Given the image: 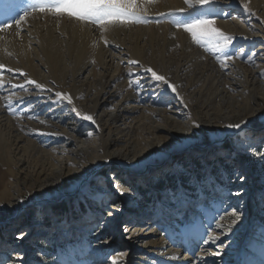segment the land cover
Returning <instances> with one entry per match:
<instances>
[{
    "label": "bare ground",
    "instance_id": "obj_1",
    "mask_svg": "<svg viewBox=\"0 0 264 264\" xmlns=\"http://www.w3.org/2000/svg\"><path fill=\"white\" fill-rule=\"evenodd\" d=\"M214 2L231 6V18L219 21V27L231 37L247 42L241 51L251 60L241 62L235 58L229 60L232 64L226 62L224 68L215 56L194 42L190 33L171 23H155L156 16L176 8L188 12L184 0H137V11L146 16L148 25H108L105 31L67 16L33 12L19 28L12 25L0 32V64L5 66L0 70V83L5 82L6 76H19V83L26 78L35 80L52 97L58 91L70 94L71 112L92 115L95 123H90L96 132L94 137L80 140L76 136L78 130L66 129L67 140L75 147L65 149V157L55 164L44 156L37 158L33 155L37 149L32 153L35 146L15 126L2 107L0 96V161L13 176L10 184L53 188L51 183L60 182L78 186L84 174L96 165V159L106 158L124 168H144L153 156L168 158L176 148H191L204 133L214 137H223L227 132L246 134L250 119H264V23L255 21H264V0ZM245 3L255 14L251 20L240 17ZM29 4L30 0H0V20ZM248 21L252 23L246 24ZM130 60L139 63L132 65ZM251 61L255 62L253 68ZM7 68L23 71L26 77L18 71L7 72ZM146 68L164 75L176 87L179 95L170 93L168 108L162 104L165 95L172 91L154 81L151 73L144 71ZM130 72L135 76H130ZM135 80L140 82L138 90ZM129 81L133 82L131 87ZM237 123H242L241 130L226 127ZM11 189L6 187L2 196L12 199ZM153 225L146 219L128 228L130 246L158 256L167 264L219 263H211L216 260L210 255L212 251L209 256L203 255L208 247L201 242L166 249L157 239ZM160 247L162 251H157ZM201 255L204 263L198 259ZM208 257L214 259L210 261ZM124 258L114 257L109 264Z\"/></svg>",
    "mask_w": 264,
    "mask_h": 264
},
{
    "label": "rangeland",
    "instance_id": "obj_2",
    "mask_svg": "<svg viewBox=\"0 0 264 264\" xmlns=\"http://www.w3.org/2000/svg\"><path fill=\"white\" fill-rule=\"evenodd\" d=\"M230 7L209 0L199 13L176 8L156 16L155 23H171L178 29L173 21L203 14L216 20L214 27L221 30L219 21L231 18ZM248 8V12L243 6L240 9L242 19L255 16ZM24 9H15L0 20V25L7 20L11 24L14 17L23 15ZM138 15L146 17L139 11ZM255 21L262 23L260 19ZM245 44L241 37H232L229 46L241 62L251 60L241 51ZM250 66L255 67V62L251 61ZM10 77H5V87L0 89L2 107L7 110L11 99L17 115H8L23 136L32 141V153L38 150L35 157L40 155L54 164L65 157L75 147L68 142L66 129L78 130L80 140L96 135L94 126L72 113L66 101H58L33 85H25L27 90H13L11 84L21 81L19 76V80ZM134 87L141 88L139 80L134 81ZM170 93L175 94L165 95L162 105L166 108L170 106ZM247 130L246 134L227 132L223 137L204 133L191 148H176L168 158L153 156L144 168H124L99 158L78 186L60 182L51 183L53 188L29 187V183L13 186V176L0 161V195L9 187L13 196H0V264H109L117 256L125 258L116 264H167L158 256L130 246L125 229L146 219L154 223L155 235L166 249L201 242L208 247L203 255L220 252L215 261L208 257L211 263L264 264V119H250ZM240 176L245 179L241 181ZM177 208L183 213L180 220L175 218ZM49 209H57L58 213L51 216ZM232 209L243 213L234 226L235 217L225 215ZM185 222L193 226L182 231L177 225ZM21 234L23 239L18 238ZM209 236L217 237L215 243L203 242ZM157 251H162L161 247ZM198 259L205 260L202 255Z\"/></svg>",
    "mask_w": 264,
    "mask_h": 264
},
{
    "label": "snow or ice",
    "instance_id": "obj_3",
    "mask_svg": "<svg viewBox=\"0 0 264 264\" xmlns=\"http://www.w3.org/2000/svg\"><path fill=\"white\" fill-rule=\"evenodd\" d=\"M185 5L189 9H195L199 13V8L207 6L209 4V0H184ZM244 10L246 12L249 11L248 4L245 3L243 5ZM138 4L137 0H30L29 6L24 9L23 15H19L18 17H14L12 19V23L10 24L8 21H5L3 25H0V32H3L5 29L11 28L14 24L17 28H19L25 18L29 15L30 12L39 11L41 13H51L56 17L67 16L68 18L74 19L76 21H82L87 24H92L100 27L103 30H107L108 25H116V24H128V23H147L148 19L138 15ZM184 11L183 9L180 10ZM171 15V14H170ZM175 27L178 29H183L185 32L190 33L194 42L203 47L205 51L211 52L217 61L224 67L225 63L229 60H232L237 57V53H233L229 51V46L232 43V37L226 35L223 31L214 27L215 20L211 19L203 14L191 15L190 18L185 20H177L173 21ZM264 23V21H262ZM107 44V42H105ZM139 62L136 60H130L129 64L136 65ZM5 66L0 64V70H4ZM7 72H15L18 71L20 76L26 77V74L23 71L13 70L11 68L6 69ZM144 71L151 73V77L157 81L161 82L163 85L167 86V89H170L176 95H179L176 87L169 82V79L164 75L157 74L152 68H146ZM2 71H0V75H2ZM130 76H135V73L130 72ZM133 84L132 81H129V86L131 87ZM25 85H33L35 89H39L41 91H45L44 85L36 82L32 79H25L24 83L20 84H11V89H20L27 90ZM5 86L0 83V89H3ZM55 97L58 101H66L67 104H73V98L70 94L55 92ZM7 111L10 115H17L14 110L13 102L11 99L8 100L6 105ZM73 111H76L75 107H73ZM77 115L81 117V119L85 121H89L95 123V120L92 115L89 114H81L77 111ZM31 118V117H30ZM247 123V122H242ZM242 123L237 124H229L226 127L229 129H242ZM193 127H200L199 124H193ZM239 179L243 181L245 177L240 176ZM114 184H116L114 180ZM121 194H123L121 192ZM231 215L235 217L232 220V225L234 226L241 220L243 213L238 209H232L230 213L226 212L225 215ZM111 215V213H109ZM183 216V213L177 208L175 212V218L180 220ZM223 219V217H220ZM181 230H187L191 228L193 225L191 222H185L183 225H177ZM217 227H220L217 224ZM127 231V229H125ZM19 239H23V234H21ZM217 237L209 236L203 242L204 243H215ZM223 247V246H221ZM212 256H219V251L211 252ZM113 264H116V261L113 260Z\"/></svg>",
    "mask_w": 264,
    "mask_h": 264
},
{
    "label": "trees",
    "instance_id": "obj_4",
    "mask_svg": "<svg viewBox=\"0 0 264 264\" xmlns=\"http://www.w3.org/2000/svg\"><path fill=\"white\" fill-rule=\"evenodd\" d=\"M49 210H50L49 215H51V216H55L58 213L57 209H49ZM61 212H62V210H61ZM63 214L66 215L67 211H65Z\"/></svg>",
    "mask_w": 264,
    "mask_h": 264
}]
</instances>
